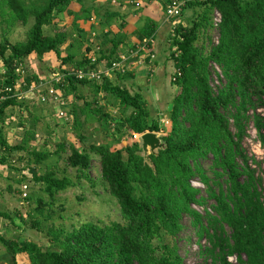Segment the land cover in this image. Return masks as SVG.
Here are the masks:
<instances>
[{
  "label": "trees",
  "instance_id": "1",
  "mask_svg": "<svg viewBox=\"0 0 264 264\" xmlns=\"http://www.w3.org/2000/svg\"><path fill=\"white\" fill-rule=\"evenodd\" d=\"M74 1L0 0L3 24L11 31L17 25L29 27L26 40L13 42L7 34L9 29L0 35V65L5 70L0 83V151L27 150L30 153L34 181L43 184L48 195L37 201L36 215L40 218L35 219V216L31 226L38 228L41 222L50 220L52 215L46 213L55 211L57 195L76 183L67 176L58 177L52 171L41 172L37 168L54 154L62 156L66 143H57L56 152L45 151L38 145L12 147L9 144L3 122L9 117L7 110L22 103L20 97L13 95L14 91L7 89L26 92L42 84L45 90L40 95H49L52 88L57 95L76 94L85 102L83 107L74 104L70 122L75 119L76 125H81L79 112L87 120L97 117L98 121H118L112 130H119L121 125L136 138L126 147L108 143L87 148L72 143L67 158L68 166L77 170L79 179L91 181L90 170L97 156L102 180L121 206L122 220L105 225L87 222L72 232L52 229L54 248L47 249L35 241L11 239L0 233L5 255L17 262L19 254H26L30 264H186L176 241L183 230L181 219L188 214L193 217L200 238H208L211 245L203 248L205 261L197 264H264L262 180L243 145L251 120L264 143V114L259 112L264 109V0H176L185 3L183 12L193 9L198 18L188 25H180L172 35L170 58L175 61L176 84L181 89L173 101L174 108L169 114L171 129L167 133L162 131L159 121L151 120L143 92L132 93L130 87L115 84L108 78L100 81L79 77V70L88 75L100 64L112 67L121 57L117 38L112 39L110 54L100 57L86 55L91 50L87 47L83 58L79 59L75 51L77 43H71L66 50L62 48L71 34L66 25L57 24L58 16L73 15ZM172 1L168 0L164 7L165 15ZM216 11L221 14L219 42H212L209 49L200 47L197 42L201 31L214 26ZM116 16L117 13L108 14V22ZM89 17L86 12L85 18ZM46 26H52L51 33H46ZM157 27V23L149 19L140 34L142 41L150 40V48ZM79 33L83 35L80 30ZM52 54L60 62L59 68L53 69L54 74L61 75L60 81L44 80L30 71L28 61L35 55L44 62V58ZM152 60L153 54H148L146 62L153 71ZM212 63L221 67L226 79L217 92L211 85ZM86 86L93 88L97 95L93 101L79 94L80 87ZM100 94L114 100L118 115L103 112L97 99ZM19 124L27 126L25 121ZM148 132H163L164 146L146 157L141 154L144 149L140 138ZM31 135L33 138L27 140L28 144L36 140L33 132ZM209 156L213 158L214 178L208 176L200 164L201 159ZM5 161V157L0 158V164ZM195 176H200L208 186L209 197L216 201L215 214L207 209L204 216L193 207L207 202V198L199 196L200 189L192 185ZM224 179L226 188L221 183ZM8 190L14 192L11 186ZM23 194L22 189L24 200L32 198L30 194L26 197ZM19 216L22 221L29 220L20 208L0 209V217L12 221L11 224H15ZM204 219L208 220L207 226ZM166 237L173 242L165 243ZM231 257L236 258V263Z\"/></svg>",
  "mask_w": 264,
  "mask_h": 264
},
{
  "label": "rangeland",
  "instance_id": "2",
  "mask_svg": "<svg viewBox=\"0 0 264 264\" xmlns=\"http://www.w3.org/2000/svg\"><path fill=\"white\" fill-rule=\"evenodd\" d=\"M76 1H74L75 4L73 8L76 11L72 9L75 17L77 16V14L82 15L84 11H86V4L84 3V1L83 3ZM103 1L106 0H100V3L102 4ZM126 1L128 6L133 9L134 13H142V10L139 6L142 4L141 1L143 0ZM157 1H159L160 3ZM157 1L154 0L153 3L157 5L163 13V16H161V18H159L158 20L160 21V24H163L164 26L167 25L166 27H164L165 29L160 33L159 37L162 36V39H164L163 44L165 45L164 47H166L164 52L166 53V55H168L167 58L170 59L171 50L169 44L172 43V35H174L175 30L180 25H188L189 23L193 22L198 18V16L197 14H195V11L193 9H187L181 16L174 19H169V17L164 13V7H166L168 0ZM79 3L82 8H80L81 6L78 5ZM111 4V0H108L105 5L110 7ZM66 16V13L61 15V17L58 16L59 20L57 22L59 26L67 25L71 34L69 41L65 45H63L62 48L64 50L68 49L72 41H74L75 43L83 42L84 45H81L77 48H83L84 52L87 51V47L89 46V44L92 43L93 45L94 43L91 41V38H85L84 34L82 35L79 33V29H81V27L77 21L74 22V17L70 20H66ZM2 19L3 18L0 16V35L4 31L9 29V26L7 24H3ZM147 22L148 21H146V23ZM213 23L214 26L210 27L206 32H204V30L201 31V37L197 42V45H199L200 47L209 49L212 42L213 44H217L219 42V24L221 23V14L217 11L213 14ZM117 25L123 29V34L124 31L130 26L129 23L127 25L125 24V20H122V22H118ZM46 28V33H51L53 30L52 26H48ZM28 30V26L17 25L14 30H10L9 32H7V34H9L10 40H12L13 42H17L27 39ZM109 32H111V30ZM102 34H104L102 36H105V39L108 35L109 40L116 38V36H113V34L111 33ZM166 40L169 41V44L165 43ZM134 41L135 39L133 38L132 42ZM138 43L139 42H137L136 44L131 43V48L135 51L136 49H138L137 53H140V47H143L145 43L142 40H140L139 44ZM106 44L109 45V47H112L111 41H109V43L106 42ZM137 46L139 47L137 48ZM90 49L91 52L92 48ZM83 50L81 49L80 52L84 53ZM81 53L78 54L80 57L79 59H81ZM148 53L149 51L143 50V52L140 53V57L146 59ZM35 56L30 61H28L30 64V71H32L33 73H37L40 78L44 80H61V75L54 74L53 70L59 68L58 65L60 62H40L39 58H35ZM157 57L158 59L162 58V56ZM157 57L155 54V57L153 59L155 60L157 59ZM48 65L50 68H48ZM147 66H149V64H147ZM147 66H143L142 68L150 69V66ZM4 71V67L0 65V83L3 81V75H5ZM211 71V85L213 86L215 92H217L226 82V79L222 73L221 67L218 64L212 63ZM81 72L83 71L79 70L78 74H80ZM137 72L139 75H142L143 77H146V79H149L147 81L145 80L140 86H134L130 82H128V84L123 82L124 85H121L130 87L132 93L138 91L143 92L145 100L148 102V108L152 114L151 120H155V122L159 121L161 123V127L163 128L162 131L166 133L169 132L171 129L169 114L174 108V98L177 96L181 89L180 85L176 84L175 76L177 70L174 71L172 69L167 73H162L155 69L151 72V75H148V71H144V69L141 72L137 70ZM139 75L136 76L139 77ZM128 80H130L131 82L134 81L133 78H129ZM80 89L81 90L79 91V94L86 95V97H88V100L90 101H93L97 96L96 94H94V89L89 86L80 87ZM31 94L35 95V93H29V95ZM24 95H26L27 97V92ZM36 97V99H27L24 101L25 96H23V98H20L19 100L22 103L21 106L10 107V112L7 110L12 117L10 120V117H7L5 122H3V127L6 129V132L8 131L7 140H9V144L12 147L16 145H30L31 147H36L38 145L41 149L45 148V151L49 150L51 152L57 151V143H66V152L63 153L62 156H59V154H54L46 162L37 165V168L41 169V172L52 171L58 177L67 176L71 178L76 183V185L57 195V197L55 198V201L57 203L55 211L46 213L52 215L50 217V220L43 221L40 223L38 228H34L31 226V224L34 221L35 216L37 217L35 219L40 218V216L36 215V206L38 205L37 201L40 198L48 197V195L44 191L45 186L34 181L33 172L31 171V169L34 168V163L31 161L29 151H12L9 149L1 150L0 158L5 157L6 161L4 162L5 164H3L5 167L0 164V176L7 180V182L4 181L6 185L8 184L13 188L15 197L8 206H4L6 205L4 204L6 201L0 197V209L4 210L20 208L29 220L22 221L19 216L16 219L15 224L12 225V221L7 220L4 217H0V232L6 234L11 239L35 241L39 245L47 249L54 248V243L51 241L52 236H50L52 235L50 232L52 229H64L66 232H72L76 227H80L87 222H95L101 225H105L112 221L122 220L121 206L118 200L109 192L107 184H105L102 180L100 160L96 155L94 156L95 158L92 162V167L90 170L92 178L91 181L86 179H79L77 170L74 168H70L67 164V158L71 154L70 144L73 143L80 146L84 145L87 148H91V146L94 144L114 143L120 147H126L127 145H129V143L134 142L136 138L132 133L124 129V127L121 125V128L119 130H112L113 124L117 123L118 121H98L97 117H92L90 118V120H87L86 116L79 112L81 125L77 126L74 122L75 119L73 123L70 122L69 119L73 115L72 109L74 107V104H76V106L83 107L85 102L82 99H78L76 94L65 97L62 94L58 93L57 98L56 96H54V94H50V98L47 102H44L45 104L40 102L38 95H36ZM97 99L104 113H111L115 116L119 114L118 107L116 104H114V100L111 97L100 94ZM259 112L264 114V109H259ZM251 114L253 115L252 111ZM10 121L13 123L16 121V123H14V125H11ZM22 121L26 122V128L25 126H21L19 124V122ZM232 126L233 130L235 131L236 129L234 127L233 121ZM31 132L36 135V140H30L28 144L27 140L33 138ZM162 133L163 132L158 133L160 138ZM81 135L83 136V139L80 140ZM45 142L47 146H44ZM140 143H143L142 138H140ZM243 145L245 152L250 159L251 165L256 170L257 176L262 180L261 191L264 200V143H262L260 134L252 120L247 124V134L243 140ZM141 154L146 157L150 155V153L147 154L144 151H142ZM212 163L213 158L211 156L200 160V164L203 167L204 171L208 174V176L214 178V173L211 168ZM221 183L224 184V187L226 188V180H222ZM25 185L29 186L27 194H30L32 196L30 200H24L21 197V190L24 189ZM192 185L200 189L199 196H204L205 198H207L206 205L202 206L199 204H195L193 205V207L196 210L200 211L204 216L206 215L207 209L210 210L211 213L215 214L213 205L216 203V201L209 197L208 186L203 183V181L200 179V176H195L193 178ZM10 199H12V197ZM204 223L207 226L208 220L204 219ZM181 224L183 225V230L179 234L176 244L179 254L183 258V261L186 264H197L204 262L205 256L202 255V250L205 247L211 246L208 238H200L198 234V227L193 224V217H191L190 215L184 214L181 219ZM227 231L229 234L231 233L229 227H227ZM172 242L173 241L170 237H166L165 243ZM2 251H4V247L0 244V253H2ZM230 259L234 261V263H236L235 257H231ZM0 260L3 261L1 259V255ZM16 261L17 262H14L13 259L9 258L5 260L4 263L0 264H30L29 258L26 254H19L16 257Z\"/></svg>",
  "mask_w": 264,
  "mask_h": 264
},
{
  "label": "crops",
  "instance_id": "3",
  "mask_svg": "<svg viewBox=\"0 0 264 264\" xmlns=\"http://www.w3.org/2000/svg\"><path fill=\"white\" fill-rule=\"evenodd\" d=\"M83 1L86 4V8H85L86 11H84V13L82 15L77 14L76 17L74 14L70 15V16L66 14L67 15L66 20H70L74 17V22L77 21L79 23V25L81 27V29H79V30L85 35V38L86 37L91 38V41L94 43L93 45H92V43H90L91 45L89 44L88 47L92 48V51L91 52L89 51L88 53L85 51L86 55H89L90 57L91 56L92 57L93 56L100 57L104 54L109 55L112 47H109V45H107L106 42H108V43H109V41L112 42V39H110V40L108 39L109 35L108 36L106 35L107 37L105 39V36H102V35H104L102 33H111V34H113V36H116V38L119 42L118 54L120 55V57L126 56V60H124L122 62L123 67H124L123 72L110 71L109 75H107V76L104 75V78L110 79V81L114 82L115 84H119V85L123 84L124 85L123 82H125L126 84H128V82H130L134 86L135 85L140 86L141 84H143V82L145 80L147 81L149 79V78L146 79V77L139 75L137 70H139V72H141L144 69V71H148V75H151L152 69L142 68L143 66H147V64H148L146 62V59L143 57H140V53H142L141 51H140V53H137L138 49H136V51H135L131 48V43H134V44H136L137 42L140 43V40H141L140 34L143 32L144 28L147 26L146 21H148L149 19H151L155 23H157V26H158L157 32H156V37H155V40L153 42V47H152L151 52H154L153 54H156V57L162 56V58L158 59V57H157V59H155V60L153 59L151 61L152 65L154 66V70L156 69L157 71H160L162 73H167L168 71H171L172 69L174 71L177 70L175 61L171 58L170 59L167 58L168 55H166V53L164 52V50L166 48V47H164L165 45L163 44L164 39H162V36L159 37L160 33L165 29L164 27H166L167 25L165 24L166 26H164L163 24H160V21L158 19L161 18V16H163V13H162L161 9H159L158 6L153 3L154 0H150V1L149 0H143V1H141L142 4L139 7L141 8L142 13H139V14H136L133 12V9H131L128 6L126 0H111L112 4L110 7L105 5L108 0L103 1L102 4L100 3V0H82L81 3H83ZM155 1H157V0H155ZM157 2H159V1H157ZM78 5H80V3ZM72 8H74V6ZM80 8H82V6ZM73 10L76 11L75 9H73ZM86 12L89 13V16H90L89 18H85ZM77 13H78V11H77ZM111 13H117V16L114 18L113 21L108 22V14H111ZM63 14H65V13H63ZM63 14H60L59 17H61V15H63ZM122 20H125L126 25L128 23L130 24L129 28L124 31V34L122 33L123 29L117 25V23L122 22ZM142 23H144V24H142ZM110 30H111V32H109ZM46 31H47V28H46ZM133 38L135 39L134 42H132ZM72 43H75V42L72 41ZM165 43L169 44V41L166 40ZM81 45H84L83 42L77 43V45L75 47V51L77 54L81 53L80 52L81 49L83 50V48H81V49L77 48ZM138 47L139 46H137V48ZM170 50H171V45H170ZM83 52H84V50H83ZM84 53H81V59L83 58ZM163 56H165V57H163ZM77 57L80 58L79 55ZM45 61H47L48 63L49 62H52V63H54V62L58 63L59 62L53 54L48 56V57H45L44 62ZM59 65H60V63H59ZM147 67H149V66H147ZM48 68H50L49 65H48ZM97 69L106 71V70H110L111 67L107 68L104 64H100L97 67ZM136 75H139V77ZM129 78H133L134 81L131 82L130 80H128ZM41 85L38 87V89H35L34 91H29L27 94V97H25L24 101L27 99L28 100H33L34 98L36 99L37 98L36 95H38V97H39L40 93H42L43 90H45ZM123 85H121V86H123ZM29 93H35V95L34 94L29 95ZM28 95H29V97H28ZM10 109H8V111ZM9 115H10V113H9ZM9 117H10L9 118V120H10L12 117H11V115ZM10 123H11V125H14V123H16V121L14 123L10 121ZM28 127H29V125H28ZM3 129H4V135L7 139L8 138L7 132L8 131L6 132V129L5 128H3ZM8 142H9V140H8ZM1 165H3V164H1ZM4 181L7 182V180H5L4 178H2L0 176V197L6 201L4 203L6 205H4V206H8L9 203L11 201H13V198L15 197V193L12 190H10V191L8 190L10 185H8V184L6 185ZM11 197H12V199H10ZM20 203H21V201H20ZM0 233H2V232H0ZM2 234H4V233H2ZM4 235H6V234H4ZM0 255L2 256L1 258L3 260V261L0 260V263H4L5 260L11 258L10 256L5 255V249H4V251H2V253H0Z\"/></svg>",
  "mask_w": 264,
  "mask_h": 264
},
{
  "label": "built area",
  "instance_id": "4",
  "mask_svg": "<svg viewBox=\"0 0 264 264\" xmlns=\"http://www.w3.org/2000/svg\"><path fill=\"white\" fill-rule=\"evenodd\" d=\"M184 7H185V3L183 2H180V1H172L168 7H167V11H166V14L167 16L169 17V19H174L176 17H179L183 14V10H184ZM152 42H154L153 40H151ZM149 42L150 40L148 39H145L144 40V46L143 47H140V50L143 51V50H146V51H149L148 54H153L154 52H151L152 51V48H150L149 46ZM155 57V54H153V58ZM96 59V58H94ZM126 60V56H121L120 58V61H117L113 64V66L111 67L110 70H106V71H103V70H100V69H96V71L94 70L93 72H91L90 74L86 75L84 74L83 72H81L79 74V77H90V78H96V79H99L100 81L104 78V75L107 76L109 75L110 71H118V72H123L124 70V67H123V64L122 62ZM177 73V72H176ZM180 74V73H179ZM35 90V87H32L29 91H34ZM8 92H11V91H14V96H18V98H23V96L26 97V95H24L26 92L28 94L29 91H26V92H20L19 90H15L13 88H8L7 89ZM50 94H54V96H56L57 98V93L55 91V89H50L49 91V95H40L39 96V99L41 100V102L43 104H45L44 102H47L48 99L50 98ZM29 189V186L28 185H25L24 186V196L26 197L28 194H27V191Z\"/></svg>",
  "mask_w": 264,
  "mask_h": 264
},
{
  "label": "water",
  "instance_id": "5",
  "mask_svg": "<svg viewBox=\"0 0 264 264\" xmlns=\"http://www.w3.org/2000/svg\"><path fill=\"white\" fill-rule=\"evenodd\" d=\"M142 146L147 154L156 152L159 148L164 146L158 133L148 132L142 135ZM148 157V156H147Z\"/></svg>",
  "mask_w": 264,
  "mask_h": 264
},
{
  "label": "clouds",
  "instance_id": "6",
  "mask_svg": "<svg viewBox=\"0 0 264 264\" xmlns=\"http://www.w3.org/2000/svg\"><path fill=\"white\" fill-rule=\"evenodd\" d=\"M231 260V259H230ZM232 261V260H231ZM234 262V261H233Z\"/></svg>",
  "mask_w": 264,
  "mask_h": 264
}]
</instances>
